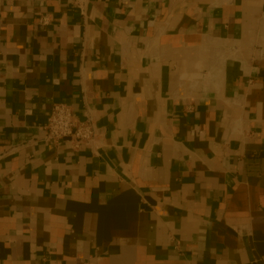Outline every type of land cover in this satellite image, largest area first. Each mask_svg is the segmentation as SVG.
Here are the masks:
<instances>
[{
  "label": "crops",
  "instance_id": "1",
  "mask_svg": "<svg viewBox=\"0 0 264 264\" xmlns=\"http://www.w3.org/2000/svg\"><path fill=\"white\" fill-rule=\"evenodd\" d=\"M83 1L0 0V264H264V0Z\"/></svg>",
  "mask_w": 264,
  "mask_h": 264
},
{
  "label": "built area",
  "instance_id": "2",
  "mask_svg": "<svg viewBox=\"0 0 264 264\" xmlns=\"http://www.w3.org/2000/svg\"><path fill=\"white\" fill-rule=\"evenodd\" d=\"M81 13L85 14V3L83 0H73ZM41 26L50 24L48 15H41L39 19ZM44 136L37 139L43 143H49L54 146L61 145L66 141H71L74 147L81 145L90 146L92 149L95 146V141L98 138L96 133V123L93 116L87 113L84 119L75 115L73 107L65 103H57L53 106L44 125ZM36 141H32L35 143ZM20 147H12L6 153H3L2 158L7 153L16 152Z\"/></svg>",
  "mask_w": 264,
  "mask_h": 264
}]
</instances>
